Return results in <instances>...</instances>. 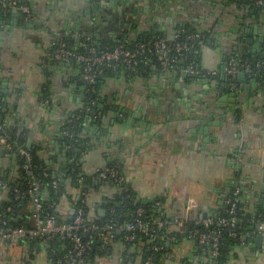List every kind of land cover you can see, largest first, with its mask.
<instances>
[{
	"label": "crops",
	"instance_id": "1",
	"mask_svg": "<svg viewBox=\"0 0 264 264\" xmlns=\"http://www.w3.org/2000/svg\"><path fill=\"white\" fill-rule=\"evenodd\" d=\"M137 2L143 4L134 0L124 7L126 29L111 28L109 21L106 27L96 29L100 39L108 38L109 33L149 32L141 27L147 15L137 12ZM27 3L33 9V28L24 27L30 17L24 13L23 20L11 13L0 17V110L17 143L30 145L53 177L60 175L69 183L70 171L78 169V183L67 186L56 206L60 219L72 217L71 198L84 202L91 222L100 219L107 200L120 190L107 181L97 183L94 176L116 162L135 196L155 201L179 233L168 239L159 264H214L206 247L198 244L188 229L219 211L230 188L237 187L245 213L257 222L256 232L249 234L246 243L232 248L219 264H264V239L256 243L257 236L264 237L259 219L264 213V93L255 87L246 89L245 78L240 94L227 91L221 77L225 57L231 52L227 45L222 48L219 38L213 37L212 44L199 50L200 71L210 73L202 76L199 84L191 83L180 70L157 71L154 77H125L115 72L101 89L100 97L107 106L101 122L94 129L91 120L83 121L78 152L67 158L63 152L70 149L62 146L61 126L68 113L71 117L85 107V88L76 66L62 67L53 46L57 34L63 39L68 34L77 46L93 39L77 30L76 17L71 11L68 14L70 4L83 13L89 5L84 0ZM105 5L106 17L112 10L107 1ZM200 14L195 13L193 19ZM165 19L161 11L152 25L161 28L155 34L172 40L177 26L172 22L164 25ZM11 146L0 136V209L10 207L9 190L1 178L16 181L20 175V156L14 157L18 150ZM4 150H10V155ZM0 264H52V260L45 251L34 252L24 243L14 242L0 244ZM82 264H143V256L115 242L104 256H90Z\"/></svg>",
	"mask_w": 264,
	"mask_h": 264
},
{
	"label": "trees",
	"instance_id": "2",
	"mask_svg": "<svg viewBox=\"0 0 264 264\" xmlns=\"http://www.w3.org/2000/svg\"><path fill=\"white\" fill-rule=\"evenodd\" d=\"M228 3L231 2L236 6V8L244 11H248L252 14H255L257 17L264 15V0L260 5L255 4V0H227ZM24 5L28 6L30 9V15L32 16L33 9L29 3H25ZM177 32L179 34V39L177 41L167 40V43L171 46V50L175 42L188 43L191 41L188 40V36L192 34H200L203 35L205 41L209 39L213 33L211 29L203 28L200 24L195 23V21L191 22L189 25H177ZM156 31H149L147 33H139L138 35H128L126 33H120L115 37L102 38L100 40H95L93 38L91 42L93 43V47H95L98 51H102L104 49L113 50L118 46H124L129 50H136V45L149 41L153 38L159 36V34H155ZM152 35V36H151ZM160 37V36H159ZM65 43L66 49L70 51H75L77 53H85L88 45L77 46L75 43L71 41L68 43L67 39L64 38L61 40ZM89 43V42H88ZM90 44V43H89ZM200 48L197 47L195 51L189 54L186 60L178 59L172 68L162 67L156 61V57L150 53L146 55H141L139 57V64L137 67V71L131 73L125 69V66L120 63L116 67H107L105 64L96 66L94 68L96 72V79L93 83L87 82L82 78V85L85 88V97H84V108L81 111H78L71 117H69L64 124L61 126V132H67L64 136L65 144L72 146L69 154L75 155L77 154V148L79 145V130L83 121L88 120H99L105 114L106 104L103 102L100 97L102 86L106 79L110 78L115 74V72H122L125 77H134V76H146L149 73L153 72V70L164 71V72H177V70H183L188 67L190 63L193 64L195 69H201L200 63L198 60V52ZM171 55H173L171 51ZM238 65L235 67L238 72H244L245 67L249 66L250 69L255 73L256 79L264 85V68L262 64L264 63V48L260 53H252L245 52L237 57ZM73 66H76L78 69L79 77L81 71V65L70 61ZM188 80H192V78H196L193 76H187ZM237 81V80H236ZM225 82V81H224ZM242 83L235 82L234 88H230V90L235 91V94H240L242 90ZM230 86H228L229 88ZM229 90V91H230ZM0 115L2 121L0 125H2V130L0 131V136L6 140L9 145H18L21 142L17 143V140L13 137V135L9 132V129L6 127L3 114L0 110ZM25 149L29 150L32 157V167L30 171H24L20 168V175L16 179V181H8L4 178L1 180L8 182L9 184V194H10V207H3L0 209V228L1 227H17V226H25L29 227L31 223L29 222V217L34 210L33 205V197L32 195L26 194V190L29 189L30 184L29 181H36L39 184V192L37 197L39 198L42 204V211L45 217H53L57 222L62 221L60 219V214L57 212L56 206L66 195V188L68 185H74V183H78L79 179V171L75 169L74 171H70L71 181L69 183H65L60 180L58 177H53L51 172L47 169L43 162L39 160L37 157L35 150L32 148H27L25 145L23 146ZM25 161L20 159L19 165H22ZM106 167H114L120 173V166L116 162H110ZM57 181V185H54V182ZM108 182V181H107ZM110 183V182H109ZM14 189L18 190V194L13 192ZM237 189V187L230 188V191ZM70 199V198H69ZM71 204L73 205V209L76 206H82L85 210V217L88 223H96L98 225H102L103 223L109 222L111 225H114L115 228L117 226H124L126 223L132 221L133 214L137 209L143 210V216L147 221L154 220H164L167 221V226L159 232L157 243L160 246V249L156 251L149 250L151 242L149 241V237L142 233L136 232V239L134 241H126L125 238L129 235L125 230L119 231L114 229L113 234L114 237L108 243L104 242V234L100 233L99 230H93L90 234L82 233L81 236L83 240L91 241V249H88L83 254L82 263L86 262V260L90 256H104L107 251L111 248L112 244L115 242L123 243L127 248H134L142 253L143 256V264L146 258L149 256L152 257L155 264H159L162 254L166 250V243L168 239L172 237H176L179 235L178 231L171 227L169 220L165 217L162 209L159 205L156 204L155 201H141L139 200L135 194L129 189L127 186V190L125 192L119 191L117 195L113 198L108 199L105 203V212L97 222H91L88 219L87 208L80 199L75 200L71 198ZM230 207V206H229ZM229 207L224 205L219 211L210 215L212 220V224L208 227L199 223L188 229L190 231V235L194 232L197 233H207L210 230L221 231V243L219 247V253L216 257H210L209 259L214 264H219L224 261L227 253L240 244L246 243L247 238L250 236L251 232H256L257 222L253 221L245 213V207L242 202V194L239 191L238 201L235 205V217L237 221L235 222L234 227H230L225 224H220L219 221L222 219H229L231 217L228 212ZM226 209V210H225ZM15 216H12V214ZM20 216V218H18ZM74 214H72V219ZM258 217H256V220ZM260 222L264 220L263 216L259 217ZM235 232L236 236H231V234ZM245 234H248L247 236ZM27 245L29 250H34L37 252L45 251L51 258L52 264H67L65 261L67 258H70L73 254L71 252L72 245L67 240H59V239H36L21 242ZM208 250V248H206ZM80 263V264H82ZM78 264V263H77Z\"/></svg>",
	"mask_w": 264,
	"mask_h": 264
},
{
	"label": "built area",
	"instance_id": "3",
	"mask_svg": "<svg viewBox=\"0 0 264 264\" xmlns=\"http://www.w3.org/2000/svg\"><path fill=\"white\" fill-rule=\"evenodd\" d=\"M263 0H255V4L260 5ZM0 8H14L20 10L22 13L30 16V9L28 6L19 3L16 0H0ZM179 39L178 32L173 36V41ZM188 43L175 42L171 50V46L167 43V40L162 37H156L149 41L141 42L136 45V50H129L124 46H118L113 50L104 49L98 51L93 47L91 39H85V44L88 45L85 53H77L75 51H70L66 49L65 43L60 41L57 47V52L65 61H73L81 65L80 75L81 78L87 82L93 83L96 79V72L94 68L105 64L107 67H116L118 64L122 63L125 69L131 73L137 71L139 64V57L142 55L152 53L156 57V61L162 67L172 68L174 63L178 59L186 60L197 47L201 48L205 45V39L203 35L192 34L188 36ZM90 44H89V43ZM171 51L173 55H171ZM236 64L232 61L228 62L225 67V73L230 77L231 88H234L235 81L239 72L236 70ZM264 68V63L262 64ZM186 75L193 77L207 76L210 73H202L200 69H195L193 64L190 63L186 69H183ZM0 115V122L2 121ZM2 130V125H0V131ZM64 136L67 132H63ZM18 150L20 159L25 162L20 165L24 171H30L32 164V157L29 150L25 149L23 145H14ZM11 146V147H14ZM69 149L72 146L67 145ZM21 170V169H20ZM95 178L108 181L116 185L121 192L127 190V183L125 177L114 167H105L98 170L94 176ZM61 180V177L59 178ZM3 187L9 189L8 182H3ZM30 187L26 190V194L32 195L34 210L29 217V222L31 225L29 227L17 226V227H1L0 228V244H9L14 242H25L36 239H59L67 240L72 245V256L66 259L67 264H80L83 261V254L91 249V241L83 240L81 234H90L93 230H99L100 233L104 234V242L108 243L114 237L113 230H125L129 235L125 238L126 241H134L136 239V232L142 233L149 237L151 245L149 250L156 251L160 249L157 243L158 235L161 230L167 226V221L164 220H154L147 221L143 216V210L137 209L133 214L132 221L126 223L124 226L111 225L109 222L98 225L96 223H88L85 217V210L83 207L76 206L73 209V218L69 220H64L57 222L53 217H45L42 211V204L37 197L39 192V184L36 181H29ZM57 185V181L54 182ZM13 192L18 194V190L14 189ZM239 189L228 192L225 200V205L229 207L228 212L231 217L227 220L222 219L219 221L220 224H225L230 227H234L237 221L235 217V205L238 201ZM83 202V201H82ZM226 210V209H225ZM204 226L208 227L212 224L210 217H207L201 222ZM260 230L264 231V220L262 222V227ZM237 234L233 232L231 236H236ZM246 235V234H245ZM195 241L208 248V253L210 257H216L219 253V247L221 243V231L210 230L207 233H197L194 232L191 235ZM34 251V250H33ZM35 252V251H34ZM144 264H155L152 257L149 256L145 259Z\"/></svg>",
	"mask_w": 264,
	"mask_h": 264
},
{
	"label": "water",
	"instance_id": "4",
	"mask_svg": "<svg viewBox=\"0 0 264 264\" xmlns=\"http://www.w3.org/2000/svg\"><path fill=\"white\" fill-rule=\"evenodd\" d=\"M63 4L67 3V0H62ZM86 3H88V8L84 11L81 10L80 8L75 7L73 4H70V6L68 7L70 10H68V14L70 15L71 13L74 14V16L76 17L75 19V25L77 26V30L84 32L85 35H88L90 37H93L94 35V31L97 28L100 27H106L109 22V26L111 28L113 27H121L120 29H126V25L124 22V7H128L130 6V2L134 1V0H84ZM108 2V4L110 5V9L112 10V13L109 15V18L107 19L105 17L104 14V10L103 7H106L107 5H105V2ZM138 1V0H135ZM143 4L141 5V2H137V4L135 5L136 10L138 13L143 12V14H146L147 17L146 19H144V21L141 23V27H143L142 29L146 28L143 31H157V32H161V28H158V24L157 26H154L152 24H155V19L156 17H158V13H160L161 11L164 12V14L166 15V19H165V23L164 25L169 24L170 22H172V24L174 26L177 25H189L191 22L195 21L196 19H193V15H195V13H202L200 15H198V19L201 20H206V16L205 13H207V11H211L212 15H208L211 17L214 16V14L218 11L213 10L214 8L212 7L211 3H209L210 0H142ZM19 2L21 3H27V0H19ZM120 3V4H119ZM93 4V7L91 6ZM134 8V7H132ZM71 11V13H70ZM2 13H11L13 16H15L16 18L18 17L19 19H24L23 13L18 10V9H14V8H8V9H0V17L2 15ZM124 13V14H122ZM154 14V16H151L152 14ZM141 16V14L139 15ZM177 16H183L178 18ZM103 17H105L107 20L106 22L103 21ZM111 17V18H110ZM176 17V18H175ZM218 18V17H217ZM65 19V18H64ZM140 18L138 17L136 19L137 22H139ZM68 21L65 22L64 24L67 26L68 25ZM33 18L30 15V17L27 19V21L24 22V27L29 29L33 28ZM151 26V27H150ZM166 26L162 27V30L165 28ZM128 28H132L129 27ZM58 32H62L61 30L56 29ZM134 32V30H133ZM132 32V33H133ZM128 35H130L128 33ZM57 40L55 41V45L53 46L54 48V53H55V49H57L58 45L60 44V41L63 39V37L60 34H57ZM115 34H112L111 37H115ZM65 38L67 39L68 43H71V41L73 40V37L69 36L68 34L65 35ZM97 39H100V35L98 34L96 36ZM74 40L78 41L79 38L75 37ZM258 51H260V49L258 48ZM56 59L58 61H60L62 63V67H68V68H73L71 65H73L71 62L66 63L64 59H62L60 56H56ZM164 72V71H163ZM157 73V70H153L152 72V76L154 77ZM170 73V72H167ZM163 78H165L164 73H162ZM239 82L240 83H245V79H244V75L243 73L239 74ZM82 80V79H81ZM191 83H194L193 81H191ZM203 83H206V80H203ZM190 88L192 87V84L189 85ZM250 88V87H249ZM233 95V94H232ZM67 116L70 117L69 113L67 114ZM89 122L88 119L85 120V123ZM101 122V119L99 120H93L92 121V127H94V129L96 128V126ZM62 133V132H61ZM63 140V144L62 146H65V139L62 138ZM27 148H30V145L27 146ZM4 152L8 155H10V150H4ZM16 153H14V157L19 156L17 151H14ZM64 155L68 158L69 155V150H64ZM65 160H68L65 158ZM70 170V169H69ZM68 171V170H67ZM54 176H57L58 178H60V175H56L54 174ZM62 181H64L65 183H67L68 181L66 179H62ZM97 183L101 184L102 180H98ZM12 216H15V214L13 213ZM18 218H20V216H18ZM264 239L263 236L259 235L256 238V243L259 244L260 242H262Z\"/></svg>",
	"mask_w": 264,
	"mask_h": 264
},
{
	"label": "flooded vegetation",
	"instance_id": "5",
	"mask_svg": "<svg viewBox=\"0 0 264 264\" xmlns=\"http://www.w3.org/2000/svg\"><path fill=\"white\" fill-rule=\"evenodd\" d=\"M213 10L218 11L214 14L213 17L211 11H207L205 13L206 20L196 19V23L200 24L203 28L211 29L213 35L207 39L205 42V46L212 44V39L220 40V46L222 48L226 46L227 52H230V55L225 57V61L234 62L236 66L238 65L237 57H239L242 52H250L252 55L254 53H260L264 48V15L256 16L248 11L240 10L234 6L231 2L228 3L227 0H210ZM105 11V10H104ZM210 15V16H208ZM218 17V18H217ZM106 18H109V14L106 15ZM111 18V17H110ZM127 20V19H126ZM126 34L128 32H125ZM99 34L98 30L94 31L93 38L96 39V36ZM114 33H109V37ZM92 40V39H91ZM214 41V40H213ZM216 41V40H215ZM214 41V42H215ZM217 42V41H216ZM201 47L200 49H202ZM258 48L260 51H258ZM229 54V53H228ZM245 71L243 72L244 78L247 80V84H245L246 89L256 88L255 91L258 93H264V85L256 79L255 73L249 66H244ZM183 70H180V72ZM242 72H239L241 74ZM239 74L237 75V81L239 83ZM146 76L151 77L152 74H148ZM185 76H189L186 75ZM216 76V75H215ZM215 76H211V78L216 79ZM222 77V82L226 86L227 91L231 88V80L230 77L225 73ZM202 77L192 78L196 84H199ZM188 79V78H187ZM190 81V79H189ZM207 81V80H206ZM246 83V81H245ZM228 86H230L228 88ZM250 87V88H249ZM261 89V90H260ZM263 89V90H262ZM232 94L235 95V91L230 90Z\"/></svg>",
	"mask_w": 264,
	"mask_h": 264
},
{
	"label": "rangeland",
	"instance_id": "6",
	"mask_svg": "<svg viewBox=\"0 0 264 264\" xmlns=\"http://www.w3.org/2000/svg\"><path fill=\"white\" fill-rule=\"evenodd\" d=\"M74 156V155H73ZM61 180H62V178H61ZM228 195V194H227Z\"/></svg>",
	"mask_w": 264,
	"mask_h": 264
}]
</instances>
